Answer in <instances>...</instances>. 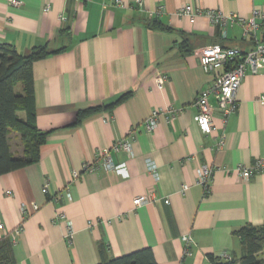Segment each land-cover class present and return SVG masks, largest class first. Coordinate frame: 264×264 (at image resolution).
I'll return each mask as SVG.
<instances>
[{"label":"crops","instance_id":"crops-1","mask_svg":"<svg viewBox=\"0 0 264 264\" xmlns=\"http://www.w3.org/2000/svg\"><path fill=\"white\" fill-rule=\"evenodd\" d=\"M15 1L18 6L0 0V43L21 55L36 47L50 54L32 65L35 123L47 133L39 161L0 176V241L10 240L12 264H98L102 245L108 258L150 248L156 264L241 258L234 232L264 224V173L243 180L236 171L238 164L264 159V65L255 74L246 71L237 111L225 124L209 99L215 130L203 134L194 103L216 73L203 72L198 52L211 45L249 51L264 43V27L256 41L245 39L237 25L224 37L206 15L190 24L174 13L188 4L249 17L254 9L264 14V0H142V9L134 0ZM158 5L166 13L148 20L146 11ZM157 76L166 77L161 88ZM123 95L112 108L78 119L80 111ZM154 110L159 123L148 132L144 121ZM132 131L130 153L110 152L116 170H82ZM9 136L12 151L21 153L19 137ZM200 165L213 169L208 192L197 183ZM183 185L188 189L181 193ZM150 192L154 203L132 205ZM57 213L70 223L69 241ZM185 235L193 245L183 257Z\"/></svg>","mask_w":264,"mask_h":264},{"label":"built area","instance_id":"built-area-1","mask_svg":"<svg viewBox=\"0 0 264 264\" xmlns=\"http://www.w3.org/2000/svg\"><path fill=\"white\" fill-rule=\"evenodd\" d=\"M117 3L119 2L117 1ZM134 3L142 9V0H134ZM10 4L18 6L19 2L10 0ZM48 9L46 7L45 11H48ZM165 13V6L158 5L153 10L146 11V16L151 21L159 19ZM174 15L179 19L187 20L190 24H193L198 16L206 15L209 17L212 26L218 28L224 37H226L228 28L237 25L241 28L242 36L245 39L255 40L257 29L260 26L264 27V14L260 10L255 9L249 17H240L230 14L224 15L218 10H207L203 12L199 9L192 8L188 4H184L176 10ZM198 61L203 72L216 73L211 86L201 91L197 95L194 103L196 108V124L200 132L210 134L215 130V127L212 122L213 109L209 99L213 98L215 100L216 107L225 124L228 118L237 111L236 94L246 71L249 69L252 74H255L264 65V43L255 42V46L249 51H242L235 47H221L219 45L207 46L198 52ZM165 79V76H157L155 79L156 86L161 88L165 83ZM260 100L264 101V97H261ZM160 115L159 110L151 112L144 121L146 131L152 132L158 126ZM134 135L135 131H132L127 138L115 142L109 149L106 148L98 152L95 156V162L92 164L84 163L82 170L89 173H94L100 167L106 170H116L117 167L112 161L110 152L130 153L131 140L135 138ZM224 140V135L219 136L217 140L218 148L224 145ZM149 170L152 174L156 173L155 167L152 165L149 166ZM236 171L243 180H249L254 174L264 173V159L255 160L251 166L238 164ZM212 175L213 169L208 165H200L197 169V183L202 186L204 192L209 191ZM76 177L77 174L74 173V178ZM47 188L48 181L44 183L42 192L46 193ZM187 189L188 186L183 185L181 193H184ZM66 195H69L68 192H66ZM155 201L156 197L154 193L150 192L133 198L132 205L139 207L152 204ZM168 202V200H165L166 204ZM54 220L56 222H64L66 225V239L69 241L72 235V229L66 216L63 213H57ZM20 230L21 226L15 230V234H18ZM12 237V241H14V235ZM182 241L184 243L183 257L189 256L193 241L188 235L182 236ZM220 257L230 259L231 256L221 254ZM180 264L184 263L181 262Z\"/></svg>","mask_w":264,"mask_h":264},{"label":"trees","instance_id":"trees-1","mask_svg":"<svg viewBox=\"0 0 264 264\" xmlns=\"http://www.w3.org/2000/svg\"><path fill=\"white\" fill-rule=\"evenodd\" d=\"M151 23H155L152 21ZM50 52L45 47L33 48L28 54L21 55L8 43H0V176L16 171L39 161L40 149L47 133L41 132L35 123V97L32 65ZM127 95L120 96L114 103L82 110L81 119L100 109L112 108ZM15 133L21 143V153H14L10 133ZM243 250L241 258L208 256V264H264V224H247L235 231ZM98 264H156L150 248H143L117 258H108L106 247H99ZM14 256L10 240L0 241V264H12Z\"/></svg>","mask_w":264,"mask_h":264},{"label":"rangeland","instance_id":"rangeland-1","mask_svg":"<svg viewBox=\"0 0 264 264\" xmlns=\"http://www.w3.org/2000/svg\"><path fill=\"white\" fill-rule=\"evenodd\" d=\"M262 254V253H261ZM261 254H259V255H261ZM263 255V254H262Z\"/></svg>","mask_w":264,"mask_h":264}]
</instances>
